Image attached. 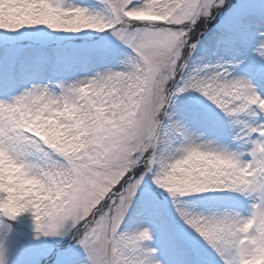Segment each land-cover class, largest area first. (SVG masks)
Here are the masks:
<instances>
[{"label": "snow or ice", "instance_id": "snow-or-ice-1", "mask_svg": "<svg viewBox=\"0 0 264 264\" xmlns=\"http://www.w3.org/2000/svg\"><path fill=\"white\" fill-rule=\"evenodd\" d=\"M29 209L83 250L52 264H264V0H0V214Z\"/></svg>", "mask_w": 264, "mask_h": 264}, {"label": "rangeland", "instance_id": "rangeland-1", "mask_svg": "<svg viewBox=\"0 0 264 264\" xmlns=\"http://www.w3.org/2000/svg\"><path fill=\"white\" fill-rule=\"evenodd\" d=\"M82 0H75L76 3L83 4L87 6H94V4L81 2ZM215 22H218L215 21ZM213 37V32H208L204 36V46L208 48V51L204 53V57L206 61L210 62H216L220 55L227 56L226 53L217 52L216 54H213V49L210 47V41ZM243 51L239 53V55H244ZM258 57V54H256V57L250 56L249 62H251L253 59H256ZM229 128V135L227 137H221L219 140V143L226 144L228 143L232 137L236 135V133L239 131L238 126H231L228 125ZM208 139H215L213 136H208ZM232 147H235L233 144ZM244 158L249 159L250 157L245 156ZM213 195L216 193H208V195ZM229 194L230 198L224 201H213V200H201V198H198L200 196H204L206 194L197 195L192 198L197 211H206L208 208L216 209H224L227 208L232 211L239 212L242 217H248L251 214L252 211V204L253 199L251 197H246L243 195H240L238 193H225ZM163 199V198H161ZM161 211L164 213L169 220H172L175 218V213L173 211V208L171 204L164 202L161 205ZM10 221L14 222L13 225H10ZM11 222V223H12ZM17 223V224H16ZM145 224L151 223L152 227L156 230L157 238H156V244L158 245L160 242V225L158 222H151V221H144ZM10 225V226H9ZM130 227L135 228L136 225L132 224ZM35 231V224H34V218L31 213V211H27L25 213L20 214L17 216L14 220L9 219L6 216H3L0 214V250L3 251V259L5 260V264H36V256H47L44 254V249L48 247L49 245L46 244L44 241H36L32 239L31 235L28 234V232ZM19 231H21V236ZM25 233H24V232ZM28 231V232H27ZM27 233V234H26ZM36 237V236H33ZM68 236L61 237L67 238ZM59 238L56 239L55 244H62V241H58ZM77 244V243H76ZM81 249L79 247H71V248H63V252L67 251L69 253H78L79 258L81 261L84 259V254L79 253ZM26 261V262H24ZM24 262V263H21ZM213 262L214 264H223L222 261L219 260L218 257H216L213 254Z\"/></svg>", "mask_w": 264, "mask_h": 264}, {"label": "clouds", "instance_id": "clouds-1", "mask_svg": "<svg viewBox=\"0 0 264 264\" xmlns=\"http://www.w3.org/2000/svg\"><path fill=\"white\" fill-rule=\"evenodd\" d=\"M28 211H31V213H32V215H33V218H34V217H35V213H34V211L31 210V209H29ZM25 212H27V211H25ZM25 212H23V213H25ZM234 212H235V214L238 215L241 219H244V218H245V217H242L241 214H240L239 212H236V211H234ZM21 214H22V213H21ZM255 235H256V230L253 229L250 233H248L247 235L244 236V240L242 241V243L246 241V242H247V246H248L249 248L254 247V245H253V239H254ZM231 253H232L233 255L236 254V246H232V247H231ZM3 264H5V260H4V259H3ZM257 264H259V261H257Z\"/></svg>", "mask_w": 264, "mask_h": 264}]
</instances>
